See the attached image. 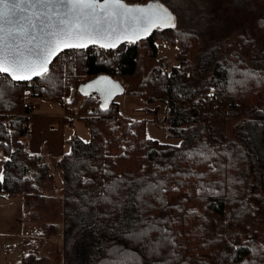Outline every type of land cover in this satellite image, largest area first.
Returning a JSON list of instances; mask_svg holds the SVG:
<instances>
[{
    "label": "trees",
    "instance_id": "trees-1",
    "mask_svg": "<svg viewBox=\"0 0 264 264\" xmlns=\"http://www.w3.org/2000/svg\"><path fill=\"white\" fill-rule=\"evenodd\" d=\"M216 27L223 39L208 45L197 31L171 27L101 56L69 51L36 81L33 97L64 105L68 124L79 119L91 131L88 142L73 136L57 163L62 225L45 223L38 237L57 238L61 264H264V6L235 31ZM159 40L180 48L168 74L164 60L142 67L140 46L157 60ZM100 75L140 97L144 114L166 112V125L155 124L180 144L148 138L145 120L122 118L114 100L104 106L84 93ZM27 94L0 74V196H23L25 209H38L54 175L26 143ZM31 243L20 264L45 260Z\"/></svg>",
    "mask_w": 264,
    "mask_h": 264
},
{
    "label": "rangeland",
    "instance_id": "rangeland-1",
    "mask_svg": "<svg viewBox=\"0 0 264 264\" xmlns=\"http://www.w3.org/2000/svg\"><path fill=\"white\" fill-rule=\"evenodd\" d=\"M126 5L131 6L132 9H143L144 12H150L157 6H163L174 17L173 23L175 29L184 31H197L198 34H203L204 45L213 44L210 40L219 41L223 39L220 37L221 30L217 29L216 24H227L228 28L237 27V24H244L248 17L252 16V11L261 9L264 2L254 0H125ZM149 2V3H148ZM140 3H147L141 6ZM127 6V7H128ZM141 6V7H138ZM253 16L255 14L253 13ZM164 26V25H162ZM219 26V25H218ZM158 27L153 25L152 29ZM161 27V25L159 26ZM231 35H235L233 32ZM233 41L235 38L232 39ZM221 42V41H220ZM228 43V42H227ZM225 42V45H227ZM261 49H264V37L260 39ZM158 58L151 60L147 58L149 55L145 53L143 45L142 48V67L145 72L153 67L161 65V61L168 60L170 63L176 64V57L180 53L179 46H172L166 41L159 40L157 42ZM148 55V56H146ZM196 58V56L194 57ZM193 58V59H194ZM69 98L71 101L72 97ZM262 97V96H260ZM101 99V98H100ZM27 101L36 102L40 98L33 97L27 94ZM25 100L24 105L27 103ZM46 101V100H44ZM114 101L119 105L120 115L122 118H132L135 120H145L146 133L148 138L157 140L163 144L178 145L179 139H172L167 132L156 125L158 116H166V112H160L157 115H146L142 109L144 104L140 97L130 95H119ZM49 102V101H46ZM104 106L108 103L101 99ZM28 104V103H27ZM48 104V103H46ZM57 107H61L60 103H56ZM93 107V106H92ZM31 108V106H30ZM29 109H25L28 115ZM62 108V107H61ZM90 111V110H89ZM67 114V113H66ZM163 126V125H162ZM73 136H77L82 140L88 142L91 139V131L89 127L81 120L75 119L69 125ZM231 128H229V131ZM29 131L27 133V140L29 141ZM230 134V133H229ZM28 141L26 143L28 144ZM6 155L3 151L0 152V175H4V162ZM52 174L54 181L51 180L45 184L44 193L48 195L47 201L44 204H38V209H25L23 196L17 198H4L0 196V264H20L23 253L29 254V250H23V243L25 240H31L32 246H39L38 258H43L42 264L62 263L61 249L59 248L57 238L48 239V243H44L38 239L40 234L44 232V224L55 222L57 226L61 227L63 220L62 196H63V181L62 175L55 165L52 166ZM53 198V200H49ZM40 207V208H39ZM263 242V238H262ZM54 243V244H53ZM41 258V259H42ZM39 264V262L37 263Z\"/></svg>",
    "mask_w": 264,
    "mask_h": 264
},
{
    "label": "snow or ice",
    "instance_id": "snow-or-ice-1",
    "mask_svg": "<svg viewBox=\"0 0 264 264\" xmlns=\"http://www.w3.org/2000/svg\"><path fill=\"white\" fill-rule=\"evenodd\" d=\"M136 11L140 15H133L121 0H0V74L30 80L43 76L51 57L65 48H86L89 41L103 40L108 44L101 47H112L121 18L135 22L132 34L137 38L153 24L175 27L174 17L163 6ZM53 15L59 27L49 30L52 25L46 21L51 22Z\"/></svg>",
    "mask_w": 264,
    "mask_h": 264
},
{
    "label": "crops",
    "instance_id": "crops-1",
    "mask_svg": "<svg viewBox=\"0 0 264 264\" xmlns=\"http://www.w3.org/2000/svg\"><path fill=\"white\" fill-rule=\"evenodd\" d=\"M27 103L31 106L28 113L30 116L28 148L32 154L44 156L57 168L61 157L70 151L69 140L73 134L69 125L74 119L69 124L65 121L66 108L62 104V108L57 107L56 103L43 99Z\"/></svg>",
    "mask_w": 264,
    "mask_h": 264
},
{
    "label": "water",
    "instance_id": "water-1",
    "mask_svg": "<svg viewBox=\"0 0 264 264\" xmlns=\"http://www.w3.org/2000/svg\"><path fill=\"white\" fill-rule=\"evenodd\" d=\"M121 2L126 5L124 3L123 0H121ZM98 3H103V1L98 0ZM128 6V5H126ZM131 6H128V8ZM132 9V8H130ZM136 10L138 9H133V15H140L139 12H137ZM46 23H51L52 27L49 30H55V28H58L59 25L57 23V17L56 15H53L52 21L48 22L46 21ZM156 25V24H153ZM152 25V26H153ZM135 22L132 21L131 19H129L127 21V23L124 22L123 18H121V23L119 25L120 28V34L118 37H113L112 38V44L114 46L112 47H101V43L107 45L108 44V40H103V41H98V42H87L88 46L86 48H65L61 51L58 52V54L54 55L51 57V61L50 63L47 65V72L45 74H47L52 66V64L60 57V55L64 52H69V51H83L86 49H89L91 47H100L102 49H105L107 51H115L118 50L120 47H122L125 44H138L144 40H147L151 34L157 30V29H164V28H171L169 26H162L161 27H156L154 29H152V26L150 28V31L148 32H141L140 37L137 38L136 36H134L132 34V29L135 27ZM44 74V75H45ZM6 75L8 78H10L13 82L15 83H28L31 81H35L38 80L39 78L43 77V76H32V78L30 80H23V81H17V80H13L10 76H8L7 74H3ZM83 91L86 94H92L94 96H97L99 98H101L102 100L106 101L108 104L109 102L113 101L117 96L119 95H123V88L120 85L119 82H117L116 80H114L111 76L109 75H100L97 78L93 79L92 81H90L89 83H87L86 85L83 86Z\"/></svg>",
    "mask_w": 264,
    "mask_h": 264
},
{
    "label": "built area",
    "instance_id": "built-area-1",
    "mask_svg": "<svg viewBox=\"0 0 264 264\" xmlns=\"http://www.w3.org/2000/svg\"><path fill=\"white\" fill-rule=\"evenodd\" d=\"M104 51H105V49H102L100 47H91L89 49L83 50V56L85 58L89 57L90 55L101 56L104 53ZM63 54H61V55H63ZM171 67H172V63H170L168 60H165L164 63L162 64L163 72L165 74H168L170 72ZM35 86H36V82H33V83L29 84L28 87L26 88V92L31 94L34 91ZM72 89L73 90L76 89L74 85H72ZM79 107H80V105L77 104L76 105V109H79ZM24 108L29 109L30 108V105L26 103L24 105ZM93 111H95V107L90 108V112H93ZM157 121L160 124H162V125H166L167 118H166V116H158L157 117ZM118 127L120 129L123 128V124H122V121L121 120L119 122V126Z\"/></svg>",
    "mask_w": 264,
    "mask_h": 264
},
{
    "label": "bare ground",
    "instance_id": "bare-ground-1",
    "mask_svg": "<svg viewBox=\"0 0 264 264\" xmlns=\"http://www.w3.org/2000/svg\"><path fill=\"white\" fill-rule=\"evenodd\" d=\"M103 1V0H101ZM125 3V2H124ZM126 4V3H125ZM141 6H145V5H141ZM141 6H138V7H141ZM37 80L35 81H31V82H28V83H22V84H25V89L28 87L29 84L33 83V82H36Z\"/></svg>",
    "mask_w": 264,
    "mask_h": 264
}]
</instances>
